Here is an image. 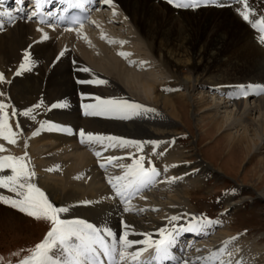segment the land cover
<instances>
[{
	"label": "bare ground",
	"instance_id": "bare-ground-1",
	"mask_svg": "<svg viewBox=\"0 0 264 264\" xmlns=\"http://www.w3.org/2000/svg\"><path fill=\"white\" fill-rule=\"evenodd\" d=\"M110 1L111 3H107L110 7L118 8V13L114 16L120 14V22L124 21L135 30L137 37L132 38L133 41L144 39L146 42L141 43L147 49L149 46L152 53L156 41L155 49L158 51L159 61L173 77L170 82L164 84V87L170 86L169 88H163L161 91L155 75L151 76L150 73L145 75L128 68L136 62V58L145 60V55L150 54H146L145 51L144 53L135 45L117 46L123 43L116 37L119 34L113 31L118 16L114 18L111 14L108 16L100 12L99 19L98 15H92L89 24L66 31L37 26L27 18L15 14L10 5L0 6V11L7 8L15 16V21L11 24L7 22L6 17H0V21L4 24L3 30L0 31V72L5 73L7 80L6 83L0 84V90L4 91L11 101L6 111H10L13 106L22 110L43 100L40 109H36L33 113L35 119L19 115L8 119L13 131L17 134L22 133L17 144L22 154L28 153L26 159L29 161V167L36 172V178L32 182L45 192L54 205L69 208V212L60 214L62 219H84L101 229H111L113 233L124 230L121 224L123 219L130 225L129 239L142 241L143 234H147L153 240L158 239L159 229L168 230V225L173 223L186 224L189 214L192 213L189 202L190 187L183 182L189 181L190 184L197 186L208 173H217L202 159L189 162L176 140L175 144L169 141L158 144L157 148L151 143L172 137L169 132L177 129V123L184 125L188 113L191 114L194 126L201 131L202 138L215 136L213 143H221L226 150V156L234 154L238 156L235 162L241 158L248 164L253 163L251 174L256 176V183H252V190L254 196L264 200V186L260 189L264 184V90L261 89L264 87L262 74L264 45L253 41L254 38L260 40L259 27L264 25H258L256 29L252 27L253 22L264 18V0H237L233 5L220 2L218 6L206 5L194 9L177 8L168 4L167 0ZM245 5L249 10V21H245L239 15V12L245 11ZM174 14H176L175 21L191 17L198 21L204 20L208 26H213L216 30L215 33L212 32L214 38L209 43V47L205 49L199 47L192 54L190 52L188 56L186 54L181 56L178 55L179 52L186 51L185 39L182 38L178 43L179 49L175 50L174 54L169 48L174 44L173 39H170L168 33L165 34L160 28L162 19L172 22L170 15ZM248 25L252 27L251 30L246 29ZM38 28L42 31H38ZM45 34L47 39H40ZM26 49L29 52V62L20 74L15 75L14 69L22 62ZM161 50L164 56L160 53ZM61 51H64V55L57 59ZM222 52L226 53L229 59L234 60V63L229 64L230 71H226L227 74L218 79L220 83L217 85L223 84L219 91L221 98L210 95L212 97L208 101L205 95L208 91L200 90L207 82L203 73L211 68L210 63ZM85 67L89 69L88 72L79 70ZM232 71L242 72L244 77H235L234 81H228L232 80L230 76L234 74H229ZM93 79H101L105 83L77 82ZM234 84L240 85L233 86ZM178 88H183L185 92L179 93ZM196 90L198 95L193 96L192 93ZM99 91H103V94L110 98L128 99L143 107L128 112L127 118L123 115L99 117L104 118L103 120L108 119L99 121L95 116H81L80 113L84 112L81 105L94 103V97ZM241 92L247 94L242 95ZM84 94L92 96L85 97ZM60 102L65 106L46 107ZM182 107L188 109L184 115ZM41 120L45 121L43 128L37 135H32L34 129L40 128ZM48 121L60 127L71 128L72 134L52 129ZM17 123L23 131L16 129ZM79 129L115 135L133 142L140 141L139 150L146 149V151L137 154L139 150L135 144L129 143L125 146L127 150L122 151L123 161L112 165L109 164L112 162L102 161L103 159L95 153L104 148L114 151V148L108 147L107 142L104 145L91 142L89 146H85L88 141L80 142ZM0 140L7 145L3 137H0ZM108 153L112 152H104L102 156ZM138 156L158 159L160 177L144 193L150 198V200L146 199L148 205L131 201L133 210L125 213L123 205L114 194L111 197L112 203L107 201L108 194L112 192L108 182L111 176L107 175L101 184L95 167H100L101 163L109 164L113 169L109 173L113 177L120 176L133 162V158ZM230 162L233 161L228 160L229 164ZM53 167H60L61 170L57 174L49 172L48 169ZM217 171L221 169L217 168ZM0 172L11 174L7 169ZM165 177L172 179L165 180ZM158 188L172 194L165 196L162 193H153ZM0 195L13 194L0 188ZM139 195L134 198L137 199ZM85 200L90 203L83 204ZM235 204L224 202L225 209L228 210ZM157 207H162L167 212L153 213V209ZM167 213L184 219L173 222L170 217L166 218ZM212 229L207 231L211 232L209 230ZM221 232L215 235L219 239L225 237L224 233L228 234L227 230ZM203 235V233L183 232L173 249L175 259L164 261L163 264H176V260L180 258L187 259L189 264H205L206 260L203 259L205 254L191 252L200 250V243L206 241L201 240L206 236ZM199 239L200 241L197 242ZM139 247L144 246L137 244L130 249ZM257 250L260 249H251L249 252L241 250L240 257L254 259ZM102 255L101 253V257ZM125 258L128 260L119 264H133V256ZM138 264H156L154 249L145 247L138 257Z\"/></svg>",
	"mask_w": 264,
	"mask_h": 264
},
{
	"label": "snow or ice",
	"instance_id": "snow-or-ice-1",
	"mask_svg": "<svg viewBox=\"0 0 264 264\" xmlns=\"http://www.w3.org/2000/svg\"><path fill=\"white\" fill-rule=\"evenodd\" d=\"M25 0H15L17 5H23ZM44 2H50V0H35V11L28 13V18L31 19L34 16L39 17L40 9ZM101 3H110V0H100ZM3 0H0V6H2ZM63 3L67 5L64 11L68 8L76 7L83 9L87 0H63ZM167 3L177 8H196L200 4L216 3V0H167ZM17 11H23L20 7ZM48 15H54L49 12ZM239 15L245 20L249 21V10L245 5V11L239 12ZM0 17H6L9 24L15 21L13 12L7 8L0 11ZM61 19L64 17L61 16ZM39 22H44L43 17H39ZM81 21L72 18V23H80ZM258 25H264V18L256 20L252 23V27L256 29ZM3 21H0V31L3 30ZM48 27H53L51 23ZM42 31L41 29H37ZM261 33L260 40L264 42V26L259 27ZM40 39H47V35H42ZM64 55V51H61L57 56ZM120 55H126V53H120ZM29 52L27 49L24 51V57L19 66L14 69V74L18 75L22 70L26 68ZM84 72H88V68L79 69ZM6 76L4 72H0V84L6 83ZM78 83H95L103 84L104 80L93 79L89 81H77ZM242 95H246V92H241ZM0 137L9 143H15L14 137L17 136V132L13 131L11 125L8 123L10 117L23 116L30 119H35L33 115L36 109H40L43 104V100L39 103L30 105L22 110L16 107H11L10 111H6L11 103L10 98H7V94L0 90ZM94 103L82 104L81 108L84 109V114L88 116L97 117H118L123 115L127 118V113L143 107L139 103L128 99H114V98H102L100 96L94 97ZM65 105L60 103H52L46 107L57 108L64 107ZM45 121H39L40 128L34 129L32 135H37L40 129L43 128ZM52 129L57 131L66 132L72 134V129L68 127H60L53 124L51 121L47 122ZM16 129L23 131L20 124H16ZM80 142H96L104 145L107 142L108 147H124L129 143H134L135 147L139 150L141 148L140 141H128L122 137L115 135H105L101 133H93L92 131H86L84 129L78 130ZM153 145L158 144V141H152ZM27 147V142H25ZM3 150V145H0V151ZM100 156V152L95 153ZM163 155V153H161ZM28 153L25 152L22 156L14 155H0V170H10L11 174H3L0 172V188L7 190L13 195H0V203L10 205L12 208L27 214L37 220L43 219L50 222V227L43 237V239L37 242L31 249L26 251L29 254L23 256L22 259L17 261V264H103L101 259V253L106 258L107 264H118L117 252L119 254V260H124L126 252L133 245H143L144 247L135 248L130 255L134 257L133 264H138V257L141 252L145 250V247L154 249V259L156 264H163L164 261L175 259V253L173 249L178 243V237L185 231L203 233L208 235V229L216 227L220 221L213 220L201 214L199 218L195 214H189L186 224L173 223L171 225V231L166 228L159 229L160 236L158 239H151L147 234L144 235L142 241L135 239H129L130 225H128L123 219L121 224L124 228L120 233H113L111 229L100 227L87 222L84 219H62V213L69 212L68 207L56 206L46 196L45 192L32 182L36 178V172L34 169H30L29 161L26 159ZM117 157L109 156L108 161L116 160ZM144 157L133 158V162L127 166V171L120 176L109 178V184L111 186L114 196L119 199L121 205H123V211L125 213L132 211L130 205L131 199L139 194L142 189H146L152 184L157 182V178L160 173L158 169L149 160L148 166H143ZM105 165L100 164L103 168ZM51 170V169H49ZM167 166L165 167V171ZM170 177H165V180H171ZM83 204H88L90 201H83ZM155 210V209H153ZM171 221L175 222L184 217H178L173 215ZM239 236V234H237ZM236 237H230L227 241H224L222 245L216 249L212 255L223 254L227 256L224 259L223 256L219 260L218 264H244L243 258L238 255L239 248L235 252L228 250L227 245L230 241L235 240ZM25 251V250H22ZM235 257V258H234ZM176 264H189L187 259L180 258L176 260Z\"/></svg>",
	"mask_w": 264,
	"mask_h": 264
},
{
	"label": "rangeland",
	"instance_id": "rangeland-1",
	"mask_svg": "<svg viewBox=\"0 0 264 264\" xmlns=\"http://www.w3.org/2000/svg\"><path fill=\"white\" fill-rule=\"evenodd\" d=\"M115 8L116 7L113 6V8L110 7L107 9L100 10L95 15L96 16L98 15L97 16L98 18L99 15L105 13L108 16H110L111 14L112 17L117 18L118 16L119 18L120 14L117 15L116 17L114 16L116 15V13H118L117 12L118 8H116V10ZM123 11L125 12V10ZM100 12L101 14H98ZM96 16L93 18L94 20ZM175 16L176 14L170 15L172 22H168L167 20L165 21V18H163L162 19L163 22L162 24H160V28L164 30V33L165 34L168 33L169 38L173 39L174 41V44H172L169 47L170 49H172V52L174 54H175V50L179 49L178 43L179 41H182V38L185 39L184 48L188 52L181 51L179 52L178 55L181 54V56H183L186 54L188 56V53L191 52L190 54H192L194 50L199 47L204 49L209 47V43L213 41L214 33L216 30L215 28H213V26H208L207 22L204 20L198 21L192 19L191 17L185 19L183 18L175 21ZM118 18L116 19L117 20L116 24H114L115 30L113 29V31L119 34L116 37L119 40L121 39L123 43L122 44L120 43L117 46L122 47V45L125 44L128 47L129 46L131 47L135 45V47L138 46L139 49H142L143 52L145 51L146 54L151 55V56L147 55L148 57L145 55L144 57L145 60H139L138 58H136L135 59L136 62L128 66V68L137 70V72L143 73L145 75L149 73L151 74V76L155 75V79L158 80L159 82L158 87H160L161 91L163 88H169L170 86L164 87V84L170 82L173 79V77L170 76L166 68L159 61V58L157 56L158 51H156L155 49V47H157V44H155L156 41L153 44L154 52L152 53L151 49H149V46L147 49V47L143 45V43L146 42L144 39L142 40L139 39L141 41L137 39L135 41L132 40V38L137 37L135 30L132 29L133 28L132 26H129L127 23H124V21L120 22V18L119 19ZM245 24L248 23L245 22ZM246 29L251 30L252 27L248 25L246 26ZM126 39H128L127 42ZM253 41L254 42L256 41L257 43H261L264 45V42H261V40H257L254 38ZM132 42L137 43V45ZM127 43H129V45ZM108 45L110 46L111 44L109 43ZM161 51L160 53L163 54L164 56L163 50ZM226 55L227 54L224 52L219 54L216 57V59L212 63H210L211 68L203 73L204 78L207 79L206 80L207 82L202 85V88H200V90L210 92V93L207 92L205 94L207 96L208 101L212 97L210 95H214L215 97L217 96L218 98H221L219 97V93H221L219 91H221L220 87L223 84L217 85V83H220L218 82V79H220V76L221 77L223 75L225 76L227 72L230 71L228 70V65L234 63V60H231V58L229 59ZM141 59H143V57H141ZM262 68H263L262 74L264 80V63L262 64ZM229 74L231 75L234 74V75L230 76V79L232 80H228V81H234L233 79L235 77L237 78L244 77L242 72L239 71H235V72L232 71ZM72 79H73L72 82L74 83L75 82L74 78L72 77ZM259 82H261V80ZM236 85L239 86L240 84H236ZM236 85L234 84L233 86ZM261 89L264 90V87H262ZM178 92L184 93L185 91H183V88H178ZM192 94L193 96H196L198 95V91L196 90ZM84 95L85 97L92 96L90 94H84ZM97 96H100L102 98H110V96L104 95L103 91H99L97 93ZM154 109H158V107H154ZM181 110L183 115L186 114V112H188V109L186 108L184 109L183 107L181 108ZM95 117L99 121L108 120V119L103 120L104 118L100 119L97 116ZM186 121L187 122H184V125L177 123V129L172 130V132L171 131L169 132V134L171 133L170 135L172 137L162 138L161 140H158V144L169 143V141L175 144V140H176L179 143V146H181L182 148L181 152L189 162L202 159L216 170L217 173L214 172L208 173L207 176H205L204 179H202L201 183L197 186L190 184L189 181L187 182L184 181L183 183L190 187L189 195L191 196L189 202L192 210L191 214H195L197 218H199L201 214H203L208 218L220 221V223L216 227H214L212 230H209L211 232H209L208 235H206L204 238L201 239L206 241L200 243V247H201L200 250L197 252L195 251H191V252H194L196 254H205L203 255V259L206 260L205 264H218L222 256L224 259H227V256L223 254H217L213 256L212 253L216 249H218L224 241H227L228 238L236 237L235 240H232L228 243L227 248L229 251L235 252L237 248H239L240 251L245 250L246 252H249V250L251 249H260L256 251L254 259L245 258L243 259V261L244 264H264V200L254 196L252 190L253 189L252 183L253 184L256 183V176H252L251 174L253 163L248 164L246 161H242L243 159L241 158H239V161L235 162L238 156L236 157L234 154H232L231 156L230 155L226 156V150H224V148L222 147L223 145H221V143L220 144L213 143L215 136L210 138H202L201 131H199L194 126V123L191 120V114L187 113ZM21 135L22 133H18L17 136L14 137L15 139L14 144L6 141L7 145H5L4 144L5 142L0 140V145H3V150L0 151V155L22 156L23 154L21 148L17 144L18 138ZM90 143L91 142L85 143V146H89ZM158 144H156V148L159 146ZM9 146L11 148H8ZM124 150H127L125 146L114 147V151H111V149L104 148L99 151L100 158L103 159L102 161H108L107 157L114 156L117 157V159L108 161V162H112L109 164L112 165L120 164L123 161L124 156L122 151ZM144 151H146V149H143L141 151L139 150L137 154H140ZM104 152H112V153H108L107 155L102 156ZM237 154L240 155V153ZM145 156H143L144 160L142 162L144 167L148 166V162L150 160L151 163L154 164V166L157 169H159L160 164L157 162L158 159L155 158L147 159ZM139 157L140 156H138L137 158ZM228 160H231L235 163L233 164V162H230L229 164ZM109 164L105 165L103 168L95 167L97 174L100 176L101 184H103L107 175H110L111 178H113V175L109 173L110 170H113L112 168H110ZM119 168H121V166H119ZM217 168H220L221 171H217ZM50 169L51 170L48 169V171L55 174H57L61 170L60 167H53ZM126 171L127 169L123 170V173ZM99 176L96 177L98 178ZM263 186L264 184L260 186V189L263 188ZM153 193L155 194L162 193L165 196L172 194V192H166L159 188L154 190ZM113 194H114L113 192L108 194L109 199L107 201L110 203H112L111 197L113 196ZM146 199L150 200V198L147 197L146 194L144 195V191H143L140 193L137 199L133 197L131 201H133L134 203H142L148 205ZM131 201L130 204L132 203ZM224 202H228V203L232 202V204L234 202L236 204L234 207H231L228 210L225 209ZM160 211H162V213L167 212L166 210H163L162 207H157L152 212L156 213ZM172 216L173 215L170 216L168 213L166 214L167 219L169 217L171 218ZM49 227H50V222L48 221H45L43 219L37 220L33 217L28 216L25 213L18 211L17 209L12 208L10 205H5L3 203H0V264H17V261L19 259H22L24 255L29 254L26 251L27 249H31L37 242L43 239ZM222 230H227L228 234L224 233L225 237L219 239L215 235L217 233H222L221 232ZM168 231H171V225H168ZM237 234H239V236H237ZM199 241L200 239L197 240V242ZM240 251L238 253L239 256H240Z\"/></svg>",
	"mask_w": 264,
	"mask_h": 264
}]
</instances>
